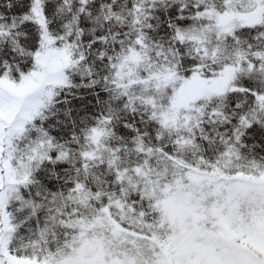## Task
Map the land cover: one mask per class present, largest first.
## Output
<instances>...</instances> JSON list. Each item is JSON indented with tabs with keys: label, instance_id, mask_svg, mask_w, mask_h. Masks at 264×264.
Masks as SVG:
<instances>
[{
	"label": "snow or ice",
	"instance_id": "obj_1",
	"mask_svg": "<svg viewBox=\"0 0 264 264\" xmlns=\"http://www.w3.org/2000/svg\"><path fill=\"white\" fill-rule=\"evenodd\" d=\"M0 264H264V0H0Z\"/></svg>",
	"mask_w": 264,
	"mask_h": 264
}]
</instances>
